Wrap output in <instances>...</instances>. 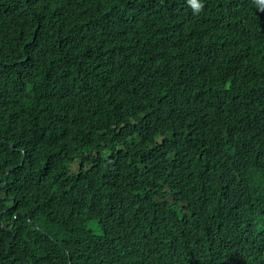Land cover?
Listing matches in <instances>:
<instances>
[{"label":"trees","instance_id":"obj_1","mask_svg":"<svg viewBox=\"0 0 264 264\" xmlns=\"http://www.w3.org/2000/svg\"><path fill=\"white\" fill-rule=\"evenodd\" d=\"M201 2L0 0V264H264V10Z\"/></svg>","mask_w":264,"mask_h":264},{"label":"clouds","instance_id":"obj_2","mask_svg":"<svg viewBox=\"0 0 264 264\" xmlns=\"http://www.w3.org/2000/svg\"><path fill=\"white\" fill-rule=\"evenodd\" d=\"M253 2L261 6V9L264 10V0H253ZM188 3L194 8L197 14L204 9V3L201 0H188Z\"/></svg>","mask_w":264,"mask_h":264},{"label":"water","instance_id":"obj_3","mask_svg":"<svg viewBox=\"0 0 264 264\" xmlns=\"http://www.w3.org/2000/svg\"><path fill=\"white\" fill-rule=\"evenodd\" d=\"M7 231H11L12 230V227L10 228H6L5 226H3Z\"/></svg>","mask_w":264,"mask_h":264}]
</instances>
